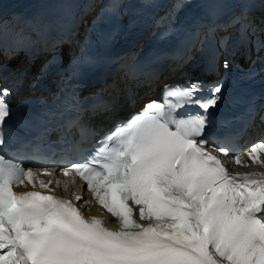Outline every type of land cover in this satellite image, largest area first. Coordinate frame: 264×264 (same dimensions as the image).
Instances as JSON below:
<instances>
[{
	"label": "snow or ice",
	"instance_id": "obj_1",
	"mask_svg": "<svg viewBox=\"0 0 264 264\" xmlns=\"http://www.w3.org/2000/svg\"><path fill=\"white\" fill-rule=\"evenodd\" d=\"M190 2L177 0V6ZM221 87L203 101L194 96L198 84L166 88V97L202 111L177 115L183 103L148 102L95 154L60 166L62 176L75 174L86 183L117 228L85 218L76 202L90 201L81 195L74 202L51 194V186L60 185L53 171L43 169L39 176L52 179H39L22 158L6 157L0 147V264H264V171L233 173L221 159L264 168V140L241 152L234 137H213L208 110L217 105ZM9 94L0 89V146ZM248 119L254 121L253 112ZM79 129L82 139L92 134ZM37 180L47 194L13 190L35 189Z\"/></svg>",
	"mask_w": 264,
	"mask_h": 264
},
{
	"label": "bare ground",
	"instance_id": "obj_2",
	"mask_svg": "<svg viewBox=\"0 0 264 264\" xmlns=\"http://www.w3.org/2000/svg\"><path fill=\"white\" fill-rule=\"evenodd\" d=\"M127 3L123 5V1L114 0L113 4V19L115 20L114 34L116 37H120V42L125 46L133 47L132 53L127 57V64L125 66L126 71L131 70L132 67H137L140 65L141 56L143 51V43H146V47L152 46V52L154 55L163 59L168 56V52L175 43L176 40L180 39L183 32L191 24L193 29V37L195 39L204 40L207 35H200L203 30L205 32L208 30V36L212 32V28L208 26V21L204 17H200V14L204 9H207L209 3L216 2L219 6L230 11L231 14L237 12V10L244 9L247 6L263 2L264 0H191L187 6L183 8H178L177 0H126ZM115 2V3H114ZM86 4L85 10L88 15L93 14V16H98L103 7L107 4V0H0V19L12 20L14 22L10 25L4 24V28L0 29V41L8 38L11 32H5L9 27L13 29H19L22 32V38L28 37L32 39V35H36L39 32V28L45 33L47 38H52L54 33L55 25L58 24V15L61 11H69L78 6ZM84 10V11H85ZM16 18H19V23ZM156 20L164 21L165 23L161 25L160 29L150 32L151 27L155 24ZM158 25V24H157ZM156 25V26H157ZM202 26V27H200ZM249 26L248 22L243 23V18L238 17L236 14L230 22L226 23L225 27L219 28L220 26L214 27V33L216 38H227L228 45H235L239 33L245 32V27ZM220 30V31H219ZM256 30V28H253ZM164 31L165 34L161 35ZM218 31V33H216ZM257 31V30H256ZM204 32V33H205ZM235 32L234 38L230 39V33ZM17 33V32H16ZM256 33V32H255ZM229 34V35H228ZM21 35V33L16 35V38ZM152 35V36H151ZM16 38H11V40L16 41ZM209 39V38H206ZM8 42V39L6 40ZM31 44H35L34 41ZM199 46V45H198ZM202 49V48H201ZM7 58L4 54L3 60ZM50 63H52V69L49 75H40L39 85L36 87L38 89L40 85H45L50 82L51 79L57 76L60 72L57 69L61 65V58H53ZM0 69L5 68L7 65H1ZM5 69H8L6 67ZM11 75H15L14 71H10ZM17 74L20 72L17 71ZM110 74L107 71L105 76ZM37 73L34 77L28 79V83H34L38 81ZM26 78H23L25 81ZM162 81H165V79ZM145 83V82H143ZM166 83H169L166 82ZM165 83V84H166ZM156 81L150 80L149 83L136 84L135 89H149L154 90L156 86ZM112 88L116 91L115 95L120 98V107L122 110L127 109V93L124 90L122 82H116ZM129 96L134 94V91L128 92ZM142 95V94H141ZM140 96V95H139ZM139 96L136 100L131 99L130 106H135L140 102ZM129 98V97H128ZM245 163H248L244 160ZM240 172H261L264 168L253 165L251 167H238ZM51 177H40L45 181L49 180ZM60 180V185L52 186L54 193L65 194L75 199V195L79 194L80 187H72L69 182H62L60 177H56ZM31 187V186H30ZM32 188V187H31ZM36 188H40L39 180H37ZM44 190V189H42ZM92 200H94L92 198ZM82 207L84 205L81 203ZM85 212L95 214L99 213V210L95 207L85 208Z\"/></svg>",
	"mask_w": 264,
	"mask_h": 264
},
{
	"label": "rangeland",
	"instance_id": "obj_3",
	"mask_svg": "<svg viewBox=\"0 0 264 264\" xmlns=\"http://www.w3.org/2000/svg\"><path fill=\"white\" fill-rule=\"evenodd\" d=\"M158 24V25H157ZM155 25H157L156 27H158L160 25V22H156Z\"/></svg>",
	"mask_w": 264,
	"mask_h": 264
}]
</instances>
